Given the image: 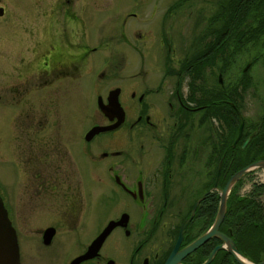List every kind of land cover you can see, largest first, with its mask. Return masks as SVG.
Here are the masks:
<instances>
[{
  "label": "flooded vegetation",
  "instance_id": "obj_1",
  "mask_svg": "<svg viewBox=\"0 0 264 264\" xmlns=\"http://www.w3.org/2000/svg\"><path fill=\"white\" fill-rule=\"evenodd\" d=\"M233 1L236 0H211L210 12H188L189 25L178 37L165 29V16L170 12L159 15L156 38L151 42L156 67L145 79V71L135 65L133 75L139 78L134 85L142 88L137 94L129 90L128 100L124 98L122 87L111 88L119 90L117 101L123 111V120L114 127L94 133L89 139L85 135L91 127L114 125L116 116L109 115V118L99 111L103 121L82 129L73 121L65 119L68 113L67 100L59 107L60 117L64 116V120L49 121L43 110L55 102V97L63 91L57 87L50 88L54 80L70 77L80 71L87 72L85 44L71 43L67 35L64 36L67 41L64 37H49L47 44L40 46L41 42H38L40 47L33 46L37 61L28 72L20 71L13 76L0 74V99L10 93L25 98L38 86L50 89L49 98L38 108H32L28 98L25 101L23 99L20 114L25 120L21 122L18 138L24 145L20 152L23 180L19 185L11 182L19 170L15 165L9 167L7 196L4 199L1 197L7 219L15 232L19 264H27L26 261L28 264L48 263L56 259V249L65 243L75 247L58 257L57 264H70L86 252L88 245L108 224V232L96 250L89 251L88 257L74 264H165L176 244L181 225L185 223L175 251L177 254L207 231L216 218L221 191L226 181L237 171H234L233 161L250 158L245 153L242 158L239 155L234 157L235 152L241 154L242 150L247 149V144L244 147H241L242 143L236 146L239 138L236 143L233 139L227 143L223 142L224 138L219 141L217 137V128L224 123L223 114L227 121L232 119L231 114L219 104L228 105L233 111L236 109L233 104L234 80H229L226 86L220 83L224 91L219 99L216 87L211 86L208 91H202L200 82L211 75L205 72L209 66H215L218 60V45L229 48L230 45L242 47L244 43H257V46H261V40H241L247 28L257 25L259 17L255 18L253 13L246 12L241 17L231 19L232 12H219L224 5L232 4ZM1 11L2 8L0 18L6 13ZM43 15L49 26L55 28L53 15L43 13L40 17ZM127 15L134 17L131 12ZM70 22L72 20H68ZM236 33H241L239 39ZM177 42L187 49L188 56L168 60L169 52L176 49L172 44ZM132 48L136 49L137 45L132 44ZM168 62L169 67L165 68ZM246 64L242 67L240 77L248 67H245ZM161 66L162 71L159 72ZM221 72V68L216 69L215 83L219 84ZM111 89L107 90L106 95ZM66 94L68 96L69 93ZM261 97L264 99V90ZM262 119L264 113L261 112ZM201 128L208 131L206 137L202 136ZM261 139L255 150L264 151V138ZM72 143L85 155L92 144L93 147L103 148L99 157L96 155V162L102 163L99 165L101 177L97 181L96 201L92 205L91 216L87 211L85 227L75 242L72 234L66 239L57 238L58 225L63 221L71 224L79 222L83 210L81 197L73 196L58 212L55 202L45 201L48 192L68 194L72 188L67 184L70 181L67 170L72 169L69 164ZM218 149L222 150L219 158ZM225 157L230 161L224 165ZM105 160H108L106 164ZM219 162V174L216 177ZM241 180L238 178L226 188L224 211L227 202L230 215L243 204H251L254 212H261V204H264L261 183L252 182L248 190L240 192ZM13 192L22 193L19 206L12 201ZM48 196L51 198V193ZM69 198L67 195L66 200ZM31 219L35 224L38 223L33 239V242H37L33 246L35 258L30 254L32 250L27 240L20 236L17 228V225L26 224ZM220 223L217 232L233 242V225L229 224L223 230L219 227ZM47 228H52L49 238L44 237ZM73 230L74 227H71L69 231ZM217 232L187 254L179 255L171 264H201L214 247L223 244ZM259 246H256V251L261 256ZM252 248L245 244L242 248L245 255L242 256L246 258L247 254L250 255ZM216 251L207 264L215 260ZM252 256L255 255L248 258ZM257 257L258 262L252 261L260 264V257Z\"/></svg>",
  "mask_w": 264,
  "mask_h": 264
},
{
  "label": "rangeland",
  "instance_id": "obj_2",
  "mask_svg": "<svg viewBox=\"0 0 264 264\" xmlns=\"http://www.w3.org/2000/svg\"><path fill=\"white\" fill-rule=\"evenodd\" d=\"M210 5L211 0H0L1 12H6L0 18V74L13 76L20 71L28 72L30 67L36 65L35 61H37V52L33 51V46H39L40 43L38 42H41L40 46L47 44L49 37L59 36L63 38L67 35L71 43L85 44L87 47V57L85 59L87 72L80 71L78 74L73 73L70 77L54 80L50 88L57 87L63 91H60L55 97V102L50 103L43 109L47 120H64V116L60 117L59 107L67 100L68 113L65 119L70 120V122L73 121L76 126L84 129L93 123L103 121L96 107L97 95L104 101L107 90L114 86L124 89L122 92L127 100L129 90H134L133 92L137 94L142 86L134 85L139 78V76L133 75L136 66L145 71L143 78H149V74L157 65L156 59L152 57L151 42L156 38L159 15L163 12H170L165 16V29L169 31V34L178 37V35L183 34L184 28L189 25L188 12L197 10L208 12L211 9ZM130 12L134 17L127 15ZM43 13L53 15L52 18L56 21L55 28L49 26V22L44 15L40 17ZM252 16L256 17L257 14ZM68 20H72V22L69 24ZM64 40L67 41L66 38ZM132 44H136L137 48L133 49ZM253 45L244 43L242 47L230 45L229 48H225L228 56L225 65L222 67L219 84L214 81L216 69L221 66L223 61L219 57H217L218 60L215 66H209L205 72L211 75L200 81L202 91H208L211 86L218 89L220 83L226 86L229 80L237 82L242 67L247 61H251H249L250 63L247 62L249 67L245 70V74L250 78V85L245 91L240 90L242 97L235 96L233 98L235 102L239 103L238 113L243 120L239 140L237 138V143L236 141L234 143L238 146L247 139L245 143L247 149L242 151L241 154L235 152V158L237 155L242 158L244 153L252 159L259 156L255 151L256 146L254 143L261 138V134H259L261 133V112L264 113V99L261 97L264 90V46L259 47L257 43ZM172 46H175L176 49L169 52L168 60L188 56L187 49L183 48L181 43L177 42ZM169 62L164 66L165 68L169 67ZM160 71H162V66ZM66 93H69L68 96ZM49 96V87L38 86L37 89L26 94L25 98H18L15 93H10L0 99V198L3 196L4 199L7 196L6 190L10 183V179H8L9 167L15 165L19 170L17 171L18 175L12 177L11 182L19 185L22 184L21 181L23 180L20 152L24 145L22 140L19 141L18 139L21 122L25 120L20 114L23 99L25 101L28 98L29 105L32 108H38ZM217 98L219 99L218 92ZM50 115H52V118ZM222 120L224 123L219 124L222 127L217 128V137L219 141L224 138L223 142L228 143L230 139H235L238 126H236L237 128L234 127L232 119L230 122L227 121L225 114H223ZM201 129L202 136H205L208 131ZM258 129L259 131H256ZM244 146L241 144V147ZM70 150L69 160L71 163L69 164L72 169L67 170L70 180L67 184L72 188L69 189L68 194L67 192H48L45 201L55 202V210L57 209L58 212L60 208H64L65 202L72 200L73 196H77L79 199L81 197L83 210L80 213L79 222L71 224L63 221L58 225L57 238L66 239L68 235L72 234V239L75 242L85 227L84 218L87 211L91 216L92 205L96 201L95 197L99 186L97 181L101 177V166L99 165L102 164L96 162V155L99 157V153L103 148L93 147L92 144L89 151L87 150V156L83 152H79L74 143H72ZM218 150L219 158L222 150ZM244 159L249 158L243 157L237 161L242 160L244 162ZM254 160L253 162L264 161V159L259 158ZM107 161L105 160V164ZM229 161V158L225 157L223 160L224 165ZM240 162L236 163L234 160L233 165L240 164ZM85 168L86 170L83 171ZM238 178L242 179L239 186L240 192L248 190L252 182H259L264 187V166L253 167ZM50 193L51 198L48 196ZM11 194L14 198L12 199L13 203L19 206L22 193L13 192ZM67 195L70 197L69 200H66ZM226 196L227 194H225L224 202ZM261 196L264 199V194ZM37 226L38 223L35 224L33 219L26 224L17 225L20 236L27 240L29 248L32 250L30 254L33 258L36 256L33 246L37 242H33V239L36 236L34 229ZM71 227H74L73 231H69ZM74 247V245L63 244V246L56 249V259L45 264H57V258L65 255L69 249L71 250ZM257 249V247L252 248L249 254L255 255L252 257L257 258V260H259L257 257L259 256L261 264V258L264 262V257L257 254ZM25 253L24 250L23 254L25 255ZM250 255L247 254L244 258L245 256L243 257L240 254L249 264H257V262H253L248 258ZM26 263L28 264L27 261Z\"/></svg>",
  "mask_w": 264,
  "mask_h": 264
},
{
  "label": "trees",
  "instance_id": "obj_3",
  "mask_svg": "<svg viewBox=\"0 0 264 264\" xmlns=\"http://www.w3.org/2000/svg\"><path fill=\"white\" fill-rule=\"evenodd\" d=\"M229 9H232V10L230 11ZM219 12H232V15L230 14L231 19L241 17L243 14H246V12H250V13L255 12L254 14H257V17H259V20H257V25L253 28L252 27L247 28L245 34L241 37V40H244V41H246L247 39L251 41L261 40V47L264 46V0H236V1H233L232 4L227 3L226 5H224L221 8V10H219ZM259 21L261 22L259 23ZM224 33H226V31ZM240 34L241 33H238V34L236 33V35L238 36V39L240 38ZM217 56L221 59V61L223 60L221 66L219 67L221 68V71H222L223 70L222 67L225 65V62L227 60L226 57L228 56V53L226 52L225 47L218 45ZM251 60L255 61L254 59H251ZM245 73L246 72H243V76L240 77L237 80V82H234V88H233L234 97L241 96L239 95L240 90L245 91V89L250 85V78ZM217 90H218V96L219 97L222 96V91H224V88L219 87ZM234 100L235 99H233V104L235 108L239 111V103L235 102ZM219 106L224 107V109H226V111L231 114L234 127L238 126L239 121H238L236 112L233 111V109L228 105L219 104ZM260 128H261V133L259 134H261V138L263 139L264 138V119L261 120ZM256 131H259V129ZM255 136H256V133H255ZM259 139L256 140L257 141L256 143H254L256 147L259 143ZM255 151H257V154H259V156L255 157L254 159L259 158V157L261 158L264 157L263 150L257 149ZM254 159L250 157L249 159H244V162L242 160H240L241 162L235 160L236 163L240 162V164L234 165V171L239 170L240 168L255 161ZM262 189L264 190L263 186L261 185V191H263ZM228 205L229 204H227L226 202L224 216L222 218V221L219 227L224 230L225 227L229 226V224L233 225V231L235 233V236H233V242L235 244V247L239 251V253L245 255V252L242 250L245 244L246 246L249 245L251 248L252 246L256 247L260 245L261 246V257H264V204H261V212H258V211L254 212L253 206L251 204H243L242 206L239 205L240 208H238L237 210L235 209V211H233V214L231 215L230 213H228V209H227L229 207ZM250 240H252V243L250 242ZM237 244H239L241 248L238 247ZM250 259L253 261H257V262L259 261L255 257H252ZM261 261H262V258H261ZM211 263L212 264L213 263L215 264H238L232 258V256L228 252H226V250L224 249H219L216 251L215 260H213Z\"/></svg>",
  "mask_w": 264,
  "mask_h": 264
},
{
  "label": "water",
  "instance_id": "obj_4",
  "mask_svg": "<svg viewBox=\"0 0 264 264\" xmlns=\"http://www.w3.org/2000/svg\"><path fill=\"white\" fill-rule=\"evenodd\" d=\"M247 65L248 64H246L245 67ZM118 91H119L118 88H114V89L109 90L106 97H105V102L102 101L100 96L96 97V105H97V108L99 109V111L102 114L108 116L109 118H110L109 115L116 116L115 124L114 125H108V126H93V127H91L85 135L86 139H89L91 135H93L94 133H96L98 131L107 130V129L114 127L115 125L119 124L120 122H122L123 111H122V109H121V107L117 101ZM235 112L238 116L239 123H238V128H237V132H236V136H235L234 141H236L237 138L239 137L241 129H242V125H243V120H242L240 114L238 113V111L236 109H235ZM246 141H247V139H245V141L242 143V146L245 145ZM257 166H264V161L259 160V161L253 162L249 165H246V166L242 167L241 169L237 170L236 172H234L230 176V178L228 179V181L225 184L224 189L221 191L218 209H217V215H216L215 220L212 222L211 226L201 236L197 237L195 240H193L190 244H188L186 247H184L177 254L175 251H176L177 245H178L180 238H181L180 237L181 230L184 227L185 223L183 225H181L176 244H175L172 252L168 256V259H167L165 264H171L172 262H174L177 259V257H179V255L187 254L188 252H190L191 250L196 248L198 245H200L207 238H209L212 234L217 232V227H218V225L221 221V218L223 216V213H224V195H225L226 188H228L239 176L246 173L251 168L257 167ZM219 168H220V162L218 163V171H217L216 177H218ZM216 180H217V178H216ZM216 180H215V183H216ZM109 227H110V224H108L107 227L88 245L86 252L84 254L80 255L79 257H76L73 261L70 262V264H74L77 260L88 257V255H90L89 251L96 250V248L100 244V241L102 240L104 235L108 232ZM45 232L47 233V235H44V237L46 236L47 238H49L51 233H52V228H47L45 230ZM217 235L219 236V238L221 239L223 244H219L218 246L214 247V249L212 250L210 255L201 264H207L210 261L213 253L217 249H222V248L226 249L232 255L233 259L238 264H249V262H247V260H245L242 256H240L239 252L235 248V245L233 244V242L230 239H228L226 236H224L223 234H221L219 232H217ZM0 264H19L15 232H14L12 226L10 225V223L7 219L6 211L3 207L1 198H0ZM261 264H264V262H261Z\"/></svg>",
  "mask_w": 264,
  "mask_h": 264
}]
</instances>
